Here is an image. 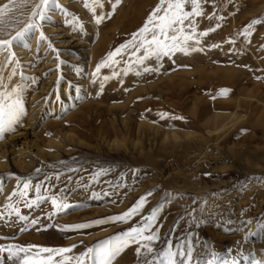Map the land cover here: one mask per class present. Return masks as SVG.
<instances>
[{
    "label": "rangeland",
    "instance_id": "obj_1",
    "mask_svg": "<svg viewBox=\"0 0 264 264\" xmlns=\"http://www.w3.org/2000/svg\"><path fill=\"white\" fill-rule=\"evenodd\" d=\"M158 2L122 0L113 14L109 0L99 14L111 19L98 26L81 0H60L72 16L81 18L82 34H74L63 22L70 17L56 12L42 27L45 42L30 33L14 47L22 63L13 65L18 73L13 81L4 83L20 88L25 115L16 131L0 140V237L7 238L0 239V245H77L66 255H79L136 226L141 216L128 224L82 231L44 226L122 214L151 191L143 214L163 204L158 222L162 238L170 236L174 244L194 238L198 264H264V24L253 30L250 44L238 35L251 21L264 19V0H210L205 12L224 19L199 18V30L222 25L196 46L203 51L159 63L153 58L146 66L159 67L158 72L137 68L139 76L134 71L119 83L109 81L100 94L99 81L91 83L96 65L131 39ZM7 3L0 0V7ZM10 6L3 23L14 35L29 21L33 8ZM229 38L236 43L229 45ZM49 42L60 51L63 64L58 66L46 47ZM213 43L222 47L211 49ZM230 48L241 54L230 53ZM77 68L83 71L78 74ZM6 74L7 69L0 70V79ZM61 74L64 79L57 83ZM110 74V69L101 70V76ZM57 89L60 103L53 95ZM222 89L230 91L222 96ZM161 113L168 117L161 119ZM214 116L227 117L225 129L222 123L214 127ZM17 178L31 179L33 186L45 182L51 189L48 195H63L76 207L50 221L44 218L54 211L50 202L29 210L13 197V206L38 224L9 217L6 205ZM34 195L33 187L29 197ZM246 220L253 223L246 225ZM25 226L28 230L20 232ZM120 264H137L133 248Z\"/></svg>",
    "mask_w": 264,
    "mask_h": 264
},
{
    "label": "snow or ice",
    "instance_id": "obj_2",
    "mask_svg": "<svg viewBox=\"0 0 264 264\" xmlns=\"http://www.w3.org/2000/svg\"><path fill=\"white\" fill-rule=\"evenodd\" d=\"M83 7L92 14L93 22L96 25L103 24L107 19H111L107 14L100 15L99 10L105 7L109 0H81ZM122 3V0H110V8L113 14L116 8ZM210 0H159L158 4L150 12L142 27L138 31L131 34V39L122 43L114 50L109 51L106 57L102 59L92 72L91 83L96 85L99 81V93L102 94L107 82L117 80L118 83L122 76H128L129 73L135 71L137 76L140 75L137 68L144 73L158 72L159 67L152 68L146 66V61L153 60L159 63L162 59H172L177 54L185 56L192 52L203 51L202 38L208 37L211 33L218 31L222 25L216 24L206 30H199V18L209 20L219 19L215 13H206L205 5L209 4ZM19 4L23 7L31 5L33 10L29 21L23 28L16 31L14 35H10L4 26V17L10 13L12 7L10 5ZM188 9V10H186ZM56 12L62 13L65 19L63 22L70 25L74 34H82L85 25L80 22L79 17L72 16L71 13L61 6L60 0H9V3L0 7V70L7 69V74L3 79H0V140L5 138L7 133L16 131V126L21 124L22 117L25 115L24 102L20 97V88L6 85L4 79L9 82L17 76V68L13 65H20L22 62L16 56L14 47L22 43L24 39L31 33L39 36L41 43L45 42L46 37L42 27ZM264 24V19H255L247 24L238 35L243 36L248 43H251L253 30ZM10 36V38H8ZM229 45L235 44L234 39L227 40ZM46 47L55 54L59 64H63L61 54L51 42L47 43ZM222 44L213 43L210 48H221ZM230 53L239 55L241 53L234 52L229 49ZM125 53L127 57L125 58ZM140 53H143L142 55ZM120 57L121 59H117ZM123 66L121 67V65ZM242 67L248 68L247 65ZM110 69V75L101 76L102 69ZM78 74L83 70L77 68ZM64 79L63 75L58 78L57 83ZM75 91L78 93L79 88ZM230 90L222 89L220 95L226 96ZM57 103L61 102L59 89L53 94ZM79 99V96H77ZM168 117L167 113H161L160 118ZM181 119L180 117H175ZM39 173L40 169H36ZM99 174V173H98ZM51 179V178H48ZM59 179V176L56 177ZM16 188L8 197L10 203L6 208L10 211L8 216H15L20 222H28L33 226L38 224V220L31 219L27 215L21 213L19 207H14L11 203L13 197H18V202L29 210L39 208L43 203L50 202L54 211L51 214L45 213L44 218L52 220L54 216L67 213L73 207L69 204L63 195H48L50 187H45V182H38L34 186L31 179L19 181ZM22 183V189H21ZM35 190L34 198L29 197L30 191ZM42 188L44 194H42ZM3 191V184L0 182V192ZM63 193L64 190H61ZM105 195H108L105 193ZM154 193L148 191L122 214L101 218L95 221L74 224V225H45L47 230L50 227H55L57 231H82L105 224L124 223L128 224L137 216L141 219L136 226L130 227L125 231L114 234L109 238L103 239L92 247H87L86 251L79 255L68 256L66 254L74 253L77 245L68 247H42L37 245H17L6 244L0 245V264H120L123 254L129 249H134V256L137 264H198L194 255L195 243L194 238L185 237L179 243H173L170 236L162 238L160 227L158 224L164 210L163 204L154 206L148 214H143L144 208L149 202V197ZM98 198V197H94ZM4 219V213L0 212V220ZM246 225H251L252 220H246ZM177 225L174 223V227ZM261 227H264V222H261ZM27 226L20 229V232L27 231ZM0 239H7L0 237ZM243 243V238L241 240ZM159 245V246H157ZM206 247V246H205ZM58 258V259H57ZM215 259V257H214ZM205 264H212V261H206ZM235 264V261H233Z\"/></svg>",
    "mask_w": 264,
    "mask_h": 264
},
{
    "label": "bare ground",
    "instance_id": "obj_3",
    "mask_svg": "<svg viewBox=\"0 0 264 264\" xmlns=\"http://www.w3.org/2000/svg\"><path fill=\"white\" fill-rule=\"evenodd\" d=\"M20 44L21 43H19L17 46H20ZM24 52V51H23ZM249 98V97H248ZM249 101V100H248ZM247 105H248V103H246ZM264 104V103H263ZM249 106H250V104H249ZM225 118H227V117H225V116H214L213 117V123H214V127H217V125L218 124H221L222 123V128L221 129H225L226 128V121L224 122V120H225ZM227 120V119H226ZM229 121H230V119H229ZM20 135V134H19ZM174 137H176V135L174 134L173 135ZM20 163H21V161H20Z\"/></svg>",
    "mask_w": 264,
    "mask_h": 264
}]
</instances>
